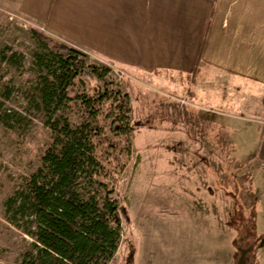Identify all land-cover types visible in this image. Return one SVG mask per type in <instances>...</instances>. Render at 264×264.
I'll list each match as a JSON object with an SVG mask.
<instances>
[{
	"label": "rangeland",
	"instance_id": "374dc122",
	"mask_svg": "<svg viewBox=\"0 0 264 264\" xmlns=\"http://www.w3.org/2000/svg\"><path fill=\"white\" fill-rule=\"evenodd\" d=\"M15 5L0 0V264H22L31 247L29 219L16 212L20 206L10 199L20 197L26 179L42 166L53 121L62 126L67 120H82L75 104L52 114L45 110L40 89L47 70L36 55L48 52L33 32L50 35ZM5 47L22 54V62H5ZM87 61L111 67L131 97L132 153L115 184L129 211V221L122 224L118 264H237L239 247L249 249L248 264H264V248L259 250L264 232L257 224L264 229V218L256 217L253 206L264 189L259 181L264 168L257 161L256 137L238 130L253 122L222 114L223 109L249 113L238 104L239 92L223 90L218 80L216 89L194 100L188 91L190 78L160 74L143 80L94 56ZM6 73L15 87L10 99L3 95ZM226 91L236 103L224 104ZM191 111L205 119L200 126Z\"/></svg>",
	"mask_w": 264,
	"mask_h": 264
},
{
	"label": "trees",
	"instance_id": "16d2710c",
	"mask_svg": "<svg viewBox=\"0 0 264 264\" xmlns=\"http://www.w3.org/2000/svg\"><path fill=\"white\" fill-rule=\"evenodd\" d=\"M34 36L47 54H37L47 70L41 99L50 114L75 104L82 120L52 123V142L42 166L27 179L16 200L28 217L31 247L22 264H118L122 224L128 202L115 184L128 166L134 140L131 97L109 66L89 63V55L43 32ZM7 63L24 56L5 47ZM201 63V59L198 61ZM3 95L15 91L6 73Z\"/></svg>",
	"mask_w": 264,
	"mask_h": 264
},
{
	"label": "crops",
	"instance_id": "0c3cea01",
	"mask_svg": "<svg viewBox=\"0 0 264 264\" xmlns=\"http://www.w3.org/2000/svg\"><path fill=\"white\" fill-rule=\"evenodd\" d=\"M11 1L54 39L135 77L190 78L194 100L216 89L218 80L223 90H237L239 106L249 113L223 109L222 114L253 122L238 130L256 137L257 161L264 168V0ZM223 95L224 104L236 103L227 91ZM191 112L200 126L205 119ZM256 197L255 215L264 218V189ZM263 248L264 239L259 250Z\"/></svg>",
	"mask_w": 264,
	"mask_h": 264
},
{
	"label": "water",
	"instance_id": "95a60500",
	"mask_svg": "<svg viewBox=\"0 0 264 264\" xmlns=\"http://www.w3.org/2000/svg\"><path fill=\"white\" fill-rule=\"evenodd\" d=\"M239 250L241 252V256L237 264H248L247 261H248L249 249H244L242 247H239Z\"/></svg>",
	"mask_w": 264,
	"mask_h": 264
}]
</instances>
